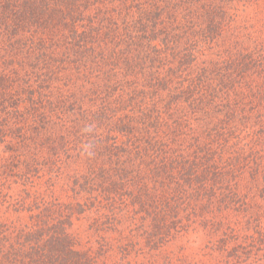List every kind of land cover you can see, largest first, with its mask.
I'll list each match as a JSON object with an SVG mask.
<instances>
[{"label": "trees", "instance_id": "obj_1", "mask_svg": "<svg viewBox=\"0 0 264 264\" xmlns=\"http://www.w3.org/2000/svg\"><path fill=\"white\" fill-rule=\"evenodd\" d=\"M0 154V264H263L264 0H0Z\"/></svg>", "mask_w": 264, "mask_h": 264}, {"label": "rangeland", "instance_id": "obj_2", "mask_svg": "<svg viewBox=\"0 0 264 264\" xmlns=\"http://www.w3.org/2000/svg\"><path fill=\"white\" fill-rule=\"evenodd\" d=\"M2 158L3 155L0 154V187H2L3 184L6 182L4 181L5 176H9L10 181L5 183L4 185L5 188L3 189V192L8 193L9 195L14 197H19L18 196L19 194L20 196L24 195L22 193L24 187H22L21 185L22 180H24V176L23 177L19 176L20 178L18 177V175L16 176V173L20 170V168H17L16 164L14 165V163L11 162L10 160L3 161ZM1 182H3V184ZM8 199L9 198H7V200ZM5 200L6 197L4 195L0 196V210L2 211L7 210L6 209L7 203H5ZM2 211L0 214H2ZM90 224H91L90 219L82 218L80 221H76V226L75 228H73L74 230L73 232H75L76 234L82 233L83 242H86V240H88V238H86V235L87 236L90 235L92 237L91 241L94 244V248H96L100 240L97 239L94 229L93 228L89 229ZM77 227L79 228V230L77 229ZM187 240L188 243L186 242ZM194 240H195V236H191L190 238H185L180 240L178 239L173 240L170 242V245L165 248L166 251L156 250L155 252H153V255L150 258L138 255L139 259L133 258L132 260H130V263L127 264H137L138 262H140L141 264H197L195 263V260L197 259L196 256L197 257L203 256L205 258L204 252H211V251H200L197 254V251H199L200 249H197V247L193 245ZM182 247H185L183 251H182ZM172 250L176 254L177 252L182 254L183 261L182 258L176 260L174 255L172 254L173 253ZM125 261L128 262L129 257ZM215 264H225V263L221 262Z\"/></svg>", "mask_w": 264, "mask_h": 264}]
</instances>
